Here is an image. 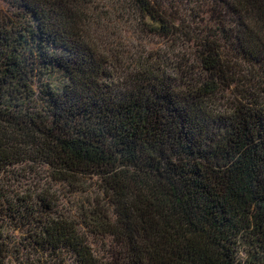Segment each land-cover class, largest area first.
<instances>
[{"label":"trees","instance_id":"trees-1","mask_svg":"<svg viewBox=\"0 0 264 264\" xmlns=\"http://www.w3.org/2000/svg\"><path fill=\"white\" fill-rule=\"evenodd\" d=\"M0 1V264L10 230L35 264H264V0H122L192 50L119 74L97 0ZM26 167L100 194L76 219Z\"/></svg>","mask_w":264,"mask_h":264},{"label":"rangeland","instance_id":"rangeland-1","mask_svg":"<svg viewBox=\"0 0 264 264\" xmlns=\"http://www.w3.org/2000/svg\"><path fill=\"white\" fill-rule=\"evenodd\" d=\"M97 13H94V20L98 23L92 25L89 30L90 40L96 48L110 56L116 58L118 64L117 73L128 66L133 68L138 62L152 60L157 57L160 61H175L179 54H191V46L185 39L178 38L176 41L159 37L146 31L144 19L132 11L125 8L122 0H97ZM0 7L8 10L7 5L0 1ZM115 59V60H116ZM114 60V59H112ZM36 170V172H34ZM19 173L27 174L30 183L33 181L36 188L51 187V191L58 198L59 210L74 218H80L82 208L88 207V201L100 194V181L96 179L80 180L79 184L72 187L64 182H55L51 179L50 171L46 167L30 170L26 167ZM6 183L12 189L15 179L12 173L4 174L0 177V186L6 189ZM26 182V181H25ZM14 190V189H13ZM7 239L10 253L6 259V264H35L33 257H28L29 253L25 250L26 241L19 232H7ZM100 249L99 245H95ZM19 249V252L16 250ZM21 249V250H20ZM66 264H71L68 260Z\"/></svg>","mask_w":264,"mask_h":264}]
</instances>
